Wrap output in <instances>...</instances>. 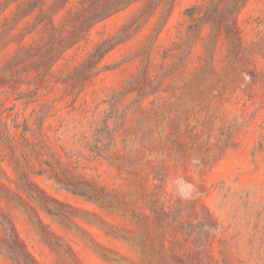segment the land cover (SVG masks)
<instances>
[{"label":"rangeland","instance_id":"rangeland-1","mask_svg":"<svg viewBox=\"0 0 264 264\" xmlns=\"http://www.w3.org/2000/svg\"><path fill=\"white\" fill-rule=\"evenodd\" d=\"M0 264H264V0H0Z\"/></svg>","mask_w":264,"mask_h":264}]
</instances>
